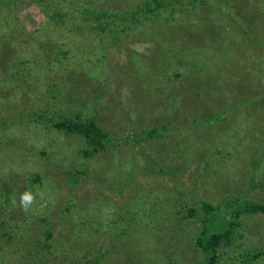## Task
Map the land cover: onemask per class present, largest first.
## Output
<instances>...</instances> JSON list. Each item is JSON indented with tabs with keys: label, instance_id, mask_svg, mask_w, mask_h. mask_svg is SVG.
I'll return each instance as SVG.
<instances>
[{
	"label": "rangeland",
	"instance_id": "1",
	"mask_svg": "<svg viewBox=\"0 0 264 264\" xmlns=\"http://www.w3.org/2000/svg\"><path fill=\"white\" fill-rule=\"evenodd\" d=\"M142 1L60 0L58 7L64 13L63 18L67 15L65 21L51 17V12L43 13L35 0H13L12 6L3 10V14L11 12L13 23L19 24L14 28L16 35L8 32L6 42L0 46V53L8 47L9 40L20 39L25 44L34 38L36 40L33 43L46 57L41 63L44 67L34 68L33 77H27L32 93L36 95L29 97L41 102L44 96L50 97L52 92L61 93L64 103H68L64 111L60 108L61 113L72 116L79 111L83 117L92 114L99 125L114 134L112 139L117 147L107 146L103 152L86 161L79 158L77 150L66 151V145L59 153L55 152V144L47 146L45 149L49 154L43 156L40 154L41 149H38L40 144L32 139L36 145L31 150L36 151L33 150L34 154L29 156V151L22 152L23 147L13 145L15 143L10 141L14 140L11 137L17 131L19 136L14 137L21 141L25 139L26 133L23 131H28L35 137L41 135L49 139L52 132L45 125L27 122L1 131L0 187L4 190L0 191V198L10 200V204L0 210L9 214L16 209L25 214V209L19 206V200L14 198L9 185L18 184L19 196L22 197L25 174L33 176L29 172H39L47 181L44 180L41 186L34 185L35 193L41 199L36 201L38 205L35 206L46 208L49 205L55 211L49 223L44 225L31 218L26 222L13 221L12 226L2 225L0 233H7L1 236V247L4 248L2 242L7 237L5 234L14 238L15 246L10 245V249L2 251L0 264H29L28 260L32 258L25 254L28 246L37 245L40 252H44L47 249L41 245H56L58 241L57 253L65 250L71 255L67 261L57 258L52 264H203L205 255L197 247L196 240L201 229L200 218L205 214L200 200L207 201L211 206L222 207L226 199L264 201V159L260 162L264 157V126L258 125L264 117V105H256L250 100L241 103L247 94L251 95L250 90L264 89V0H226L225 3L231 9L219 6L218 10V4L197 6L211 9L208 14L203 8H200V13L184 8L174 14L175 20L170 28L165 23H161L160 27L156 24L146 25L152 31H158L155 39L148 35L143 25L124 31L109 29L100 32L99 29L88 27L85 22L87 18L82 17V8L85 6L111 10L119 16L127 8H134ZM18 4L20 7L16 11ZM233 12L237 19L231 14ZM124 19L127 20L120 23L121 27L131 20L127 15ZM114 34L118 35L119 41L112 40ZM200 36L205 38L203 43H198ZM212 40L216 41V46H212L210 52L216 51L218 47L216 53H223L215 60L223 58L224 54L232 59L227 63H219L223 66V72H218L220 78L227 73L225 80H218L223 87L199 100L205 105L199 107V102L195 103L180 88H188L189 80L184 84L185 80L176 76L179 69L171 68L178 66L179 57L190 59L191 48L209 45ZM59 50L69 51L68 57L64 58ZM59 66L60 71L57 70ZM68 74L71 78L67 77ZM83 78L88 80L87 83ZM212 85L215 86V83L210 82L209 87ZM2 86L0 83V90L8 95L9 88ZM70 91H75L73 98ZM16 96L15 93L7 97V104L12 107H0L4 115L15 113L18 106ZM219 97L223 102H219ZM23 99L24 96L21 97ZM236 102L241 103L239 108L243 107L245 111H235L238 109L235 107ZM22 104L27 105L26 102ZM216 106L225 112L214 124H206L207 118L211 119L209 113ZM203 112L207 114L202 115ZM151 126H163L165 135L139 143L132 142V138L143 135V131ZM61 135L63 139L67 136L64 133ZM124 138L131 141L126 142ZM133 145L145 148L144 153H149L154 160L162 163L165 172L151 175L143 173L137 177V184L131 191L145 185V188L154 191L156 198L163 199L156 192L157 189L174 187L172 194L177 195L180 190L185 196L178 200L179 203L173 200L174 204L172 207L169 204L168 212H176L180 205L189 206L197 216H189L185 212L186 208L183 209V217L178 216V213L167 219L153 217L150 220L145 216L149 226L141 233H134L130 238L118 242L110 253H107L108 249L105 253V248H102L92 256V250L98 249L102 243L101 236L92 235L95 229L89 228L92 218L81 217L78 211L86 212L82 206L94 192L92 181L95 173L99 181H104L102 177L110 173L108 178L113 177L110 163L114 160L111 159L125 154L130 157L129 151ZM227 151L231 153L230 156L226 155ZM136 160L141 164L142 157L138 155ZM58 166L69 169V172L77 166H84L89 173L83 178L82 174H75L78 181L69 183V179L59 178ZM128 183L130 189L135 182L132 180ZM54 184L56 187L53 188ZM118 191L115 186V191L105 190L104 193L110 194L113 205L117 204L120 209L124 206L125 198L129 195L131 200L133 195L126 187ZM68 202L74 205L72 211L66 210ZM121 214L125 212H118L116 217ZM225 217L224 210L215 214L217 220H224ZM87 218L86 227L76 233L91 234L86 237L81 235L79 245L74 246L68 237L75 232L78 223ZM111 219L104 215L98 220L107 224ZM239 219L241 225L237 228L238 234L233 235L234 245L220 248L226 254L222 253V257L214 264H240L243 258L251 259V247L264 246V216L243 212ZM98 220L92 221L94 226H97ZM47 228L52 233L49 237L44 234ZM20 255L25 257L20 260ZM45 257L42 256V259Z\"/></svg>",
	"mask_w": 264,
	"mask_h": 264
},
{
	"label": "trees",
	"instance_id": "2",
	"mask_svg": "<svg viewBox=\"0 0 264 264\" xmlns=\"http://www.w3.org/2000/svg\"><path fill=\"white\" fill-rule=\"evenodd\" d=\"M35 2L40 6L43 13L51 12V17L60 21H65V17L67 15L63 18L64 13L61 12V8L58 7L60 0H35ZM225 2L226 0H143L134 8H127L119 16L111 10H96L94 8L85 6L82 8V14L84 15L82 17L87 18L85 22L88 27L99 29L100 32H104L109 29H121L124 31L127 28L130 29L131 27L143 25V27L146 28V31H148V35L152 36V39H155L158 31H152L151 29L147 28L146 25L149 27V25L151 24H156L158 27H160L161 23H165L166 27L170 28L173 25V21L175 20L174 14L179 10H185L184 8H187L193 9L195 10V12L200 13V8L203 7H197L199 6V4L208 6H211V4H218L216 6L218 10L221 6L224 9H231ZM12 4L13 0H0V46H2L4 42H6V36L9 33L16 35V31H14V28L17 27L19 23H13L11 12L6 11L5 14L2 13L4 9L12 6ZM19 7L20 4L16 6V11ZM203 9H205L204 11H206V14L210 13L211 11V9ZM231 14L235 15L234 12ZM126 15L131 20L127 25L121 27L120 23L125 22L123 20H127L124 19ZM118 17L122 18L119 19ZM230 18L232 19L231 16ZM235 19H237L236 15ZM200 37L201 38L198 43H200L201 41L203 43V40L205 38L204 36ZM113 39L119 41L118 35L114 34L112 36V40ZM34 40L36 39L32 38L31 41L26 42L25 44L24 42H21L20 39H18V41L9 40V44L7 45L8 47L0 53V83L3 84L2 88H9L7 90L8 95H5L4 92L0 90L2 92L0 93V107H12L7 104V97H12V94L15 93L17 94L15 100L18 104V106H16L15 108V113H10L8 114L9 116L4 115L0 111V132L3 130H7L12 125L22 126V124L27 122H29L28 124L33 122L36 124L42 123L43 125H45V128H48V130L52 132V135L49 137V139L43 138L41 135L39 137H35L28 133V131H23L26 134L24 136L25 139H22L21 141L16 140L14 137L19 136V133L17 131H15L14 136L11 137L12 139H14L10 140L11 142L15 143L13 145L15 147H23L22 152L29 151V156L34 154L32 152L36 151L35 149H33L34 151L31 150L36 145L32 141V139L35 140L36 143L40 144L38 149H41V151L40 149L39 151L43 156H47L49 154V151L45 149L47 146L55 144V146H57L55 152L59 153L61 148L65 147L66 145L67 148H69H66V151L69 152V150H71L73 152V150H77V155L79 156V158H82V160L86 159V161L92 157H96L97 154L103 152L107 148V146L117 147V143H114L112 139L114 138V134L99 125V123L97 122V118L92 114L83 117L81 112L79 111L73 113L72 116L67 115V113L65 112L61 113L60 108H63L62 111H64L65 105H68V103H64V98L61 93L58 94L51 91L52 93H50V97L44 96L41 102H39L36 98L29 97L32 96L33 93L32 89L30 88V82L27 81V77H33L34 68L38 66L43 68L44 64L41 63L46 58L43 56L42 51L37 48V45L33 43ZM212 46H216L215 40H212L209 45L202 46L201 44V47L199 48H191V58L189 57L190 59H186L184 57H179L177 59L178 66H172L171 68V70L179 69V71H176V76L178 78L180 77V79H182L183 81L185 80L184 84L189 80V84L187 86L188 88H185L184 86L180 88L183 93L191 96L195 103H198L199 100H203V97L212 95L219 89V87H223V85L219 83L218 80H222L223 78L225 80L227 73H225L222 78H220L218 72H223V66H221L219 63H227L230 61V59H232L224 54L223 58L215 60V57L220 58L223 53H216L219 49L218 47L216 48V51L210 52ZM60 52L62 53L64 58L68 57L69 51L59 50V53ZM53 53L54 55H57L56 52ZM180 67H184V69H180ZM57 70L60 71L61 67H57ZM57 74L59 73H56V75ZM69 76L71 78L70 74L67 75V77ZM83 80L85 83H87L88 81L84 78ZM210 82H214L215 86L212 85L213 87H209ZM217 84H219L218 87H216ZM184 90H186L187 92ZM69 93L70 95H72L73 93H75V91H70ZM250 94L251 95L247 94V96L243 98V101L241 103L250 100L251 103L254 102V104L256 103V105H264V89H258L256 91L250 90ZM22 96H24L23 100H21ZM33 96L36 95L33 94ZM220 99L221 97H219V100ZM22 102H26L27 105L22 104ZM219 102L223 101L220 100ZM241 103H235V107L238 108L235 111H245L243 107L239 108L241 106ZM197 105L199 107L205 106L201 102H199ZM208 106L213 107V105ZM57 112L59 113L57 114ZM223 112H225L224 109L220 110L218 106L212 108V111L208 115L209 118L211 116V119L207 118L206 124H214L216 120L220 118V115ZM204 114L207 113L203 112L202 115ZM258 125L264 126V117L261 120V123L259 122ZM204 130H206V126L204 127ZM261 130H263V128ZM62 133L67 135L64 139L63 135H61ZM165 133L166 129L163 126L147 127L143 131V135L132 138V142L139 143L142 140L148 141L152 138L164 136ZM124 140L126 142L131 141L128 140V138H124ZM135 146L136 145L131 146V151H129L130 157L126 156L125 154L124 156H115L111 159L114 160L110 163V167H112V173L114 175L113 177L108 178V176L111 174L110 173L108 176L106 175L102 177L104 181H99V177L96 176V173L94 171L95 178L92 181V183H94V192L90 195L92 199L90 201L89 196L85 201L86 204L82 206L83 211L86 212H81L80 210L78 211L79 216H90L89 218H92L90 221L91 224L89 225V228H95L92 232V235H95L97 237L101 236L99 238L101 239L102 243L98 247V249L92 250V256H94L95 253L97 254L98 250L102 248H105V253L106 249H108L107 253H110L111 249L118 245V242H121L126 237L130 238L132 235H134V233H141V230H144L149 226L148 221H146L144 218L145 216L150 220L153 217H159V219H167L169 217L172 218L173 214L175 215L176 213H178V216L180 215L181 217H183V209L185 208V212L187 211L189 216H197L194 209L189 206L184 207L180 205V208L176 212H168L169 204H172L173 200H175L174 203H179L178 200H181L183 196H185L184 193L180 190L178 191V193L175 192L177 193V195L172 194L171 191H174V187H160L159 189H157L158 191L156 192L161 194L163 196V199L156 198L155 194H153L154 191L152 192L149 187L145 188V185L137 187L135 191H131L132 188L137 184V177L143 175V173L151 175L154 173L165 172V166L162 163H158L156 160H154L149 155V153H144L146 150L145 148L140 145L139 147ZM138 155L142 157L141 164L136 160V156ZM226 155L230 156L231 153L227 151ZM263 159L264 157L260 159V162ZM118 164H120V166H118ZM121 167L122 169H119ZM57 169L59 171L58 176L60 179H69V183L74 184L79 179L77 177H74L75 174H82L81 178H83L84 175H88L87 173H89L87 169H84V166H77L76 169L71 172H69V169L67 168L63 169L62 166H58ZM95 169L98 172L100 171L98 169V166H96ZM29 173L33 174V176H26L27 174H25V177L23 179V188L25 189L24 193L28 192L33 196V202L28 206L27 209H25L21 205V196H19L20 191L17 189L18 184L9 185V190L13 193L14 198H17V200H19V206L25 209V214H22L21 211H18L16 209L9 214L5 213V211L0 210V232L2 225L6 224L7 226H12L13 221L17 220L26 222L29 218H31L39 222L40 225L47 224L49 223L51 216L54 214V207H50L49 205L46 208L35 206L38 205L36 204V201L38 202L41 199L36 195L34 185H43L44 180L47 181V178L42 176L39 172ZM132 180L135 183L131 185L130 189H128V182L131 183ZM250 182L253 183L254 180L251 179ZM115 186L119 191L126 187V190H128L129 192L131 191L130 194L133 195V198L131 200L129 199V195L125 198L123 203L124 206L120 209H118L117 204L114 203L113 205L112 201L109 198L110 194L106 195L104 193L105 190L111 192L115 191ZM54 187H56L55 184L53 188ZM3 190V187H0V191ZM147 197L149 198L147 199ZM43 198L45 199V197ZM200 203L203 206L205 214H203L204 216L200 218L201 229L197 233L196 240L197 247L200 248L205 255L203 264H214L219 260L220 257H222V253L226 254L224 249L220 251V248H222L223 246L234 245L232 243L233 235L238 234L237 228L241 225V220L239 218L241 217V214L243 212H253L254 214L257 213L264 216V201L255 202L253 200L236 201V199L234 198L226 199L222 203L223 207L222 205L211 206L207 201L203 199L200 200ZM9 204L10 200H4L0 198L1 209H6ZM88 204H90V206ZM173 204L170 205V207H172ZM143 205H145V207ZM72 207H74L72 203L68 202L66 204V210L72 211ZM221 210L225 211L227 217H225L224 220H217L215 218V214L217 211ZM118 212H125L126 215L121 214L116 217V215H118ZM104 215L112 218L111 221L107 224H103L98 220ZM89 218L85 219V221H82L81 223H78L75 232L71 233L68 237V239L71 240L74 246L77 244L79 245L81 235L82 237H86L87 235L91 234L76 233V231L83 230L86 227L87 220H89ZM95 220H98L97 226H94L92 223V221ZM3 233L7 232L0 233V242L2 240L1 236H3ZM44 234L45 237L51 236L52 233L50 232V228L45 229ZM5 235L7 237L5 238V241L3 240L2 242L4 248H2L0 245V254L7 248L10 249V245L15 246L14 238L11 235ZM56 245H59V241L56 243ZM56 245L50 246L48 243L41 245L42 248L47 249L44 252H40L37 245L28 246L25 250V254L32 258V260H28V263L52 264V262H55L57 258H63L65 261H67V257H69V255L71 254L65 253V250H63L61 253H57ZM66 247H70V245H67ZM80 248L82 249L81 246ZM250 249L252 254L251 259L243 258L240 260V264H264V246L261 245L258 247H251ZM240 254L245 255L244 252H241ZM44 255H46V257L42 259V256ZM24 257L25 256L20 255L19 258L20 260H22ZM20 264H22V262Z\"/></svg>",
	"mask_w": 264,
	"mask_h": 264
},
{
	"label": "clouds",
	"instance_id": "3",
	"mask_svg": "<svg viewBox=\"0 0 264 264\" xmlns=\"http://www.w3.org/2000/svg\"><path fill=\"white\" fill-rule=\"evenodd\" d=\"M33 202V196L26 192L23 194V196L21 197V205L27 209L28 206Z\"/></svg>",
	"mask_w": 264,
	"mask_h": 264
}]
</instances>
